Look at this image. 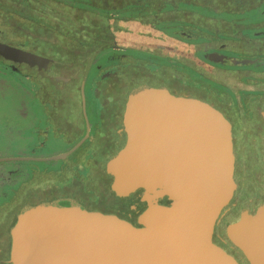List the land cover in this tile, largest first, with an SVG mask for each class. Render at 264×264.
I'll return each mask as SVG.
<instances>
[{
  "label": "flooded vegetation",
  "instance_id": "flooded-vegetation-1",
  "mask_svg": "<svg viewBox=\"0 0 264 264\" xmlns=\"http://www.w3.org/2000/svg\"><path fill=\"white\" fill-rule=\"evenodd\" d=\"M45 1L49 17L50 10L59 8L75 16L86 14L77 17L73 22L76 24L88 25V16L93 14L97 18L95 27L111 29L116 27L114 24L124 23L153 29V35H160L158 38L166 42L170 52L165 53L166 46H157L156 52L104 46L94 50L88 58L82 60L77 57L76 62L67 63V57L57 46L33 41L23 33L21 28L31 26L34 21L18 11L0 15L1 43L48 60L46 67H29L0 58L3 71L34 88L30 95L36 100L40 115L31 123L33 126L36 120L39 125L30 129L33 137L47 139L50 136L52 141L66 144L59 154L69 152L82 141L66 158L58 160L60 164L55 168L31 169L27 173L13 168L5 172L13 175V179L7 176L6 183L2 184L8 189L0 192V264H10L8 252L15 225L35 210L27 204L25 197L35 188L36 179L56 189L59 188L55 184L61 181L65 187L59 190H68L80 184L82 194L84 190H89L94 195L96 187L102 184L112 197L107 207L116 214H103L96 208L88 213L114 216L138 229L142 228L141 219L148 211L172 206L173 203L166 197L155 202L147 199L142 190L127 197L115 196L111 190L113 178L105 171L106 163L125 146L123 126L127 106L131 96L141 89L161 90L173 98L198 100L227 121L232 138L233 193L214 224L211 241L236 264H249L242 251L228 237L227 226L247 220L259 228L258 217L264 212V19L252 18L257 14L253 11L257 6L260 7L257 12L263 16L264 0H115L122 2L115 7L105 5L104 0ZM23 2L18 0V4ZM35 9L37 11L38 6ZM219 13L244 14L241 18L252 14L250 21H246L250 23L242 25L239 36L234 37H240L238 41L225 34L233 24L228 26L224 21L211 18ZM40 29L38 27L37 30ZM251 29L259 30L251 31L252 36L243 35ZM47 32L54 34L60 43L71 45V50L85 45L73 31L69 36L59 35L52 26H48ZM211 54L225 58L222 62H214ZM184 55L188 62L181 59ZM231 59L254 62L233 66ZM64 68L69 77L60 76ZM123 72L129 74L120 78ZM230 82L241 86L231 85ZM174 85L188 90L189 94L179 93V88L177 90ZM42 146L40 141L30 148L32 156L41 151ZM84 169L86 174L80 181H75V174ZM99 170L103 175L96 180L95 173ZM61 193L50 206L74 204L87 212L85 204L76 194ZM85 197L88 203H97ZM240 234L242 240L245 239L246 232L240 231Z\"/></svg>",
  "mask_w": 264,
  "mask_h": 264
},
{
  "label": "water",
  "instance_id": "water-1",
  "mask_svg": "<svg viewBox=\"0 0 264 264\" xmlns=\"http://www.w3.org/2000/svg\"><path fill=\"white\" fill-rule=\"evenodd\" d=\"M211 57L214 62L225 58ZM0 58L29 67L48 63L1 42ZM123 130L125 146L105 166L114 195L142 190L147 199L166 197L172 206L148 211L139 229L74 204L35 209L12 231L10 264H236L211 241L214 224L233 193L227 121L198 100L141 89L131 96ZM81 142L48 158H0V163L63 160ZM258 222L259 228L247 220L227 226L228 237L249 264H264V212ZM240 231L246 232L243 240Z\"/></svg>",
  "mask_w": 264,
  "mask_h": 264
},
{
  "label": "rangeland",
  "instance_id": "rangeland-1",
  "mask_svg": "<svg viewBox=\"0 0 264 264\" xmlns=\"http://www.w3.org/2000/svg\"><path fill=\"white\" fill-rule=\"evenodd\" d=\"M36 1V0H34ZM33 1V2H34ZM108 1V0H107ZM104 0L105 5H110L112 7L119 6L122 2L118 1H108ZM250 1V0H248ZM251 4V2H249ZM260 7L257 6L254 8V12L258 13ZM56 11H51L53 16L51 15L49 18V22L54 26L56 31H62L68 29L69 31H73L74 34L79 36L80 40H83L85 45H79L78 48H74L73 50L70 49L71 45H64L60 43L58 40L55 39L54 34H50L47 31L42 30H25L23 31L24 34L30 37L33 41H44L48 44H53L57 46L58 50L63 53L65 58L68 60L67 63L76 62L75 58L79 57L80 59L88 58V55L92 53L94 50L99 49L101 47H111V46H119L124 49L133 48L137 51L143 52H156L157 46H166V52H170V47L166 42L162 41L158 37L160 35H153L155 31L148 27L138 26L137 24L130 25V24H114L115 28H105V27H95L94 22L96 21V16L93 14H89L88 21L89 24H76L73 23L77 20V17H83L86 14L79 16L72 15L62 9L56 8ZM258 11V12H257ZM244 15V14H242ZM242 15L239 14H231V13H222L211 16L212 19L224 21L225 23L230 26L228 27L229 31L232 34L238 35L240 31V27L242 25H247L250 22L252 14H246V18H241ZM257 18L256 14L252 18ZM237 20L239 23H237ZM12 24V23H11ZM113 25V24H112ZM239 26V27H238ZM61 30H60V29ZM65 28V29H64ZM224 29V28H222ZM220 31V30H218ZM222 32H226L221 30ZM113 32V33H112ZM61 34V33H60ZM228 35V31L225 33ZM229 34L228 37H235V35ZM251 30H246L243 35L252 36ZM241 35V34H240ZM138 37V38H136ZM235 41L239 38H234ZM79 52H78V51ZM122 52V51H121ZM177 56V55H175ZM179 56V55H178ZM78 58V59H79ZM74 59V60H73ZM182 60H187V56L184 55L181 57ZM72 60V61H71ZM65 62V61H64ZM232 67V66H231ZM233 68V67H232ZM1 69L0 66V158H15L20 156L26 157H38L39 158H48L50 156H54L62 152L66 148V144L61 142H54L52 141L51 137L48 136L47 139L34 138L33 132L30 129L38 127V121L36 120L31 125L33 118L36 119L37 116L40 115V110L37 109V104L35 103L36 100L31 98V95L34 91V88L28 86L24 81L18 79L17 77L13 76L10 73H7ZM129 72H123L120 78H125ZM69 72L66 68H64L60 76L69 77ZM120 80V79H119ZM231 85H239L236 82H230ZM21 88L23 89V93L21 92ZM174 88L178 90L179 87L174 85ZM179 93L182 94H189V91L186 89L179 88ZM43 127V126H42ZM40 141L43 142V148L41 151L37 152L32 156V152L30 148H33L37 145ZM31 152V153H30ZM60 161H11V162H1L0 163V192L6 191L8 188L4 187L3 183H6L7 176L13 179V175H8L5 172L7 170L16 168L24 171V173L29 172L31 169H50L55 168ZM100 171V170H99ZM86 174V170H81L75 174V181H80L81 178ZM96 174V176H95ZM95 179L98 180L102 177L103 172L100 171L95 173ZM79 178V179H76ZM10 182V181H9ZM7 182V183H9ZM58 181L55 185L57 188L61 189L64 188L63 184ZM40 181L36 182L35 188L30 190L26 195L27 204L30 207L35 209H42L45 207H49L50 204H53V201L61 196V192H73L77 195L79 199H81V203L85 204V210L87 212H93L96 208L103 214H110L115 215V211L108 209L107 207L109 203L112 201L111 194L106 192V186H102V184L98 185L95 189V195L89 190H84V194H82V185H73L68 190H59L56 188L48 187L47 183H41ZM72 183V181H71ZM86 187V186H85ZM89 188V187H88ZM87 189V188H86ZM98 191V192H97ZM90 198V201L95 200L97 203L93 205L92 203H88L86 201V197ZM59 200V199H58ZM61 201V200H60ZM59 203V201H57ZM12 228V227H11ZM11 229L9 231L10 235ZM5 259L4 262H6Z\"/></svg>",
  "mask_w": 264,
  "mask_h": 264
},
{
  "label": "trees",
  "instance_id": "trees-1",
  "mask_svg": "<svg viewBox=\"0 0 264 264\" xmlns=\"http://www.w3.org/2000/svg\"><path fill=\"white\" fill-rule=\"evenodd\" d=\"M24 1L25 2H23L22 4H18V0H0V15H3V14L10 15V14H14V13H16L18 11L22 15H24L25 18H27L29 20H32V21H34L37 24L36 25L34 23L31 26L24 25L23 26L24 28H21L22 31L30 30L31 28H33L32 30H35V29H38V27L41 28L40 30H42L43 32L47 31L48 26H52V24L49 22V20H48L49 18L47 19L48 16L46 14L47 11H46V7H45V2L46 1L45 0H36V1H34V0H24ZM35 6H36V8H37V6L39 8L37 11H36V9L34 10ZM54 9H56V8H54ZM54 9H53V11H56ZM50 11H52V10H50ZM68 13H70V12H68ZM50 14L53 16V14L51 12H50ZM256 17H258V20L261 21V20L264 19V14H263V16H261L260 13H257ZM12 25L15 26L14 22L12 23ZM52 27H54V26H52ZM257 30H259V29H251V31H257ZM54 31L57 32L59 35L63 34V35H66V36H69V34L71 32L68 29H65V30H62V31H56L55 28H54ZM227 31H228V35L232 34L229 31V29ZM232 35H235V34H232ZM236 36L237 35H235V37ZM231 38L234 39V37H231ZM20 90H21L22 93L24 92L22 88Z\"/></svg>",
  "mask_w": 264,
  "mask_h": 264
}]
</instances>
